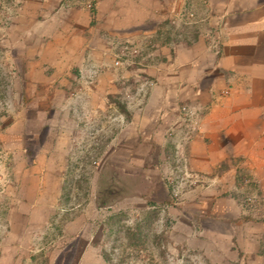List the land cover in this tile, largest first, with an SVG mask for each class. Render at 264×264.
Wrapping results in <instances>:
<instances>
[{"label": "crops", "instance_id": "crops-1", "mask_svg": "<svg viewBox=\"0 0 264 264\" xmlns=\"http://www.w3.org/2000/svg\"><path fill=\"white\" fill-rule=\"evenodd\" d=\"M140 1L145 5L106 0L96 21L86 10L72 12L57 25L52 20L50 34L44 31V40L33 45L30 61L18 59L16 105L0 116V264H33L27 258L40 251L29 243L37 238V228L57 223L58 209L68 205L71 191L62 177L71 142L79 136L80 113L98 117L117 111L121 100L116 98L133 88L139 75L159 80L163 102L147 106L127 132H115L103 158L120 161L121 169L143 168V159L155 164L162 140L176 141L164 133L177 123L175 116L184 127L191 118L200 128L189 151L196 165L207 159L214 165L226 162L212 197L225 189L248 201L241 218L232 221L221 209L237 215L240 204L211 199L216 226L210 239L223 256L213 264H264V0ZM37 16L34 27L41 25ZM20 25L19 32H27L21 19ZM24 46L18 40L4 47L18 48L26 58ZM110 98L113 105L107 103ZM184 108L190 118L182 115ZM232 158L245 161L248 184L241 194L235 193ZM107 167L104 162L100 194L117 182L107 178ZM79 192L70 193L79 201L74 207L87 202ZM71 214L76 217L72 224L92 221L89 209Z\"/></svg>", "mask_w": 264, "mask_h": 264}, {"label": "rangeland", "instance_id": "rangeland-1", "mask_svg": "<svg viewBox=\"0 0 264 264\" xmlns=\"http://www.w3.org/2000/svg\"><path fill=\"white\" fill-rule=\"evenodd\" d=\"M105 1L0 0V116L11 114L16 105L15 88L21 75L18 59L30 61L33 45L38 39L44 40L45 33L50 34V21L54 20L56 25L60 21L66 22L70 14L78 10L89 11L92 20L96 21ZM133 1L145 5L140 0ZM36 14L40 18L37 24L41 25L34 27ZM189 18L194 19L192 13ZM20 19L22 24H27V32H19ZM18 40L25 45L26 58L22 57L24 52L21 56L18 54V48L4 47L7 42L13 45ZM134 83L133 88L125 89L121 97L116 98L121 100L117 111L105 110L98 117L96 113H80L79 136L71 142L73 149L70 148L67 171L62 178L66 188L71 192L80 190V199L87 202L84 207H74L79 201L75 203L71 192H67L68 205L58 209L63 214H59V221L39 225L37 238L29 242L30 246L40 250L36 255L32 252L28 256L33 264H213L214 260L223 258L220 248H217L220 252L213 250L210 239L211 229L216 226V223L213 225L216 220L212 219L214 209L210 202L215 198L212 190L221 185L226 162L220 160L214 165L207 159L203 166L196 165L197 161L190 157L189 151L200 128L195 127L185 108L182 115L190 118L186 119V127L179 124L177 114V123L164 131L166 139L176 141L169 145L162 140L161 155L154 160L155 164H147L143 159V168L128 166L121 169L120 161H113L110 156L103 158L115 132H127V127L134 126L147 106L158 107L163 102L161 91L157 93V78L139 75ZM109 100L107 103L113 105L114 99ZM161 116L163 119V114ZM104 162L110 166L107 167V171L110 170L107 178L117 179V182L107 184L104 193L100 194L97 184ZM244 162L239 158H232L229 162L235 173V193L239 194L243 191L242 186L248 184L243 175ZM116 163L118 168L115 170L113 165ZM218 194L217 199L230 204L235 199L240 204L237 208L241 210L240 214L222 208V215L230 216L227 218L232 221L237 216L240 219L248 201L245 203L243 198L238 199L236 194L225 189H220ZM86 204L89 206L85 207ZM88 209L92 220L89 224L71 223L74 218L76 220L71 213ZM3 226L0 225V230Z\"/></svg>", "mask_w": 264, "mask_h": 264}]
</instances>
